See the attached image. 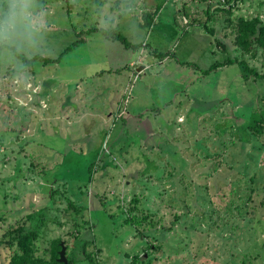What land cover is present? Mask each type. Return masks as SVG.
I'll return each instance as SVG.
<instances>
[{"label": "rangeland", "instance_id": "rangeland-1", "mask_svg": "<svg viewBox=\"0 0 264 264\" xmlns=\"http://www.w3.org/2000/svg\"><path fill=\"white\" fill-rule=\"evenodd\" d=\"M38 5L45 27L37 47L0 49V239L32 214L38 255L48 260L51 242L61 238L77 264H92L86 254L96 264H132L137 255L139 264H264V131L248 128L255 120L264 125V78L222 66L247 61L264 74V50L244 54L233 35L237 17L264 21V0ZM158 6L153 26L143 27V15ZM93 27L144 46L134 52L88 32ZM16 52L61 59L29 67ZM147 64L151 71L140 75ZM44 80L49 96L40 101ZM77 83L86 101L67 102ZM141 113L150 117L151 138ZM46 188L56 191L52 200ZM137 216L148 217L145 229L127 222ZM151 220L165 226L152 232L159 241L141 234ZM8 257L0 246V264Z\"/></svg>", "mask_w": 264, "mask_h": 264}, {"label": "trees", "instance_id": "trees-1", "mask_svg": "<svg viewBox=\"0 0 264 264\" xmlns=\"http://www.w3.org/2000/svg\"><path fill=\"white\" fill-rule=\"evenodd\" d=\"M162 9V6H158L156 8V11L153 13H145L142 17L143 19V27L146 28H151L154 24V20L156 15L160 12ZM228 14H232V9H225L222 8L220 9ZM230 24H232L234 21L231 19L228 20ZM233 35L235 36L234 38V44L235 46H238L244 54H251L253 52H257L259 50H264V21L262 20L260 15H256L254 17L247 18L245 16H240L237 17L236 22L233 23ZM210 33L215 34L216 29H208ZM101 32L103 35L116 39L120 42H122L127 49H133L134 52L138 50V48L143 47V44H140L139 46L133 45L132 43L128 42L124 37L116 33L115 31H108L105 29H99L98 27H93L90 31L88 32ZM80 40H77V43H79ZM75 43V44H77ZM5 46H0V49ZM71 48H68L64 51L63 55L67 53ZM17 55L20 56V58L23 60L27 66H32L33 62L35 61H41L44 62L45 64H52L58 63V61L61 59H48L44 58L42 56H34L33 58L29 59L25 57L24 55L17 53ZM254 55V53H253ZM163 57V56H162ZM166 57V56H165ZM232 65V64H238L242 70L243 77L248 79V78H253V77H263L264 74H260L257 69L252 68L247 61H238V60H229L225 62V64H222V66L225 65ZM219 68L218 64H214L211 68H209L207 71H205V74L211 73L213 70ZM38 94V93H37ZM37 99V95L35 96ZM36 101L33 102V104ZM32 104V103H31ZM249 130L254 133L257 136L263 135L264 131V125L261 121H253L250 126L248 127ZM51 188V187H50ZM46 188L48 190V196L52 200L56 194V191H52V189ZM51 191V192H50ZM121 202V201H120ZM138 203L137 200L133 201V204ZM70 206L71 209H74L75 212L79 214L80 210L79 207H75V204L70 201ZM122 208V205L120 203L119 205ZM78 209V210H77ZM34 218V216L28 215L25 217V219H22L15 225L9 226L8 230L5 232L4 236L2 239H0V246L5 247L10 254V257H8V264H63L59 263V252L61 251V242L63 240L61 238L55 239L51 242V258L48 260L40 255H38V247H37V242L40 239V229L39 228H34L31 226H28V223ZM40 221L43 224H46V218L45 215H40L39 216ZM148 217H143L142 219L140 217H132L130 218L127 222H134L135 224H138V226L143 227L144 226V220H147ZM151 220V229L147 228V231H143L141 234L142 236H153L155 240H161L160 237L152 235V232H157L158 228L156 226L158 223L152 222ZM178 220L174 221L172 224L175 225V223ZM77 230H79V224L76 223ZM155 227V228H153ZM163 223L161 224L160 228L164 229ZM145 229V226L143 227ZM159 228V229H160ZM76 230V231H77ZM161 231V230H160ZM78 232V231H77ZM167 230L164 232L161 231V237H166L168 233ZM80 234L77 235L79 237ZM65 242V241H64ZM67 244V243H66ZM87 242L82 246L83 253L86 254V245ZM66 246V245H65ZM149 249H156L158 250L159 247H156L154 245H149L147 247V250ZM86 258L90 261L92 264L95 263V259L92 258L91 255L86 254ZM143 261V257L140 255H137L134 257V261L132 264H139ZM68 264H77L76 261H73L72 259H68Z\"/></svg>", "mask_w": 264, "mask_h": 264}, {"label": "clouds", "instance_id": "clouds-1", "mask_svg": "<svg viewBox=\"0 0 264 264\" xmlns=\"http://www.w3.org/2000/svg\"><path fill=\"white\" fill-rule=\"evenodd\" d=\"M38 0H0V46L36 48L45 27Z\"/></svg>", "mask_w": 264, "mask_h": 264}, {"label": "crops", "instance_id": "crops-1", "mask_svg": "<svg viewBox=\"0 0 264 264\" xmlns=\"http://www.w3.org/2000/svg\"><path fill=\"white\" fill-rule=\"evenodd\" d=\"M99 28V27H98ZM99 29H103V28H99ZM146 46V45H145ZM142 58H139V60H138V62H135V61H132L130 64H129V72H130V74L132 73V71L131 70H135L137 67H136V65L139 63V61H142L141 60ZM168 59H170V57H166V58H164V62L166 61V60H168ZM153 64V63H152ZM163 65V64H162ZM135 66V67H134ZM151 64H147V66H145V69L143 70L144 72H150L151 71ZM143 71H140V72H138L140 75H141V73L143 72ZM99 74V73H98ZM46 83V81L44 80V81H42V86H43V89H41V85H40V89H39V93L38 94H36L37 95V98H38V96H39V100L41 101V100H47V98L46 97H48L49 96V93L48 92H46L45 90H44V84ZM71 83H76V82H71L70 81V83H69V85L71 84ZM60 84H62V82L60 83ZM68 85V86H69ZM80 87H81V85L79 84V83H77V85H76V88L74 89V90H69V92L68 93H66V100H67V102H68V100L71 98V99H76L79 95H80V99H83V100H85L86 101V98H87V94L86 95H81V93L79 92L80 91ZM67 88H69V87H67ZM76 90V91H75ZM121 90V89H120ZM110 91V90H109ZM94 96L96 95V92L93 94ZM91 98V97H90ZM66 102V103H67ZM65 103V105H67ZM117 103H119V101L117 102ZM72 104L73 103H71L69 106L70 107H68L69 109L72 107ZM38 105H40V104H38ZM65 108H63L62 110H64ZM144 114L143 113H141L138 117H140L139 118V121H140V125L142 124L143 125V127H144V131L146 132V130L145 129H149V132L147 133L146 132V135L148 136V137H152L153 136V134H151V135H149L150 134V131H151V129H152V127L150 126V124H151V122L149 123V125L148 126H146V124H147V121L149 122L150 121V117H148L147 119H146V121L143 119L144 118V116H143ZM152 115V114H151ZM110 116L111 117H113V113L111 112L110 114H109V118H110ZM147 117V116H146ZM145 117V118H146ZM111 120V119H110ZM113 121V120H112ZM109 122V121H108ZM150 137V138H151Z\"/></svg>", "mask_w": 264, "mask_h": 264}, {"label": "water", "instance_id": "water-1", "mask_svg": "<svg viewBox=\"0 0 264 264\" xmlns=\"http://www.w3.org/2000/svg\"><path fill=\"white\" fill-rule=\"evenodd\" d=\"M145 69L144 66L140 67L138 69V72L140 71H143ZM61 251L59 252V259H58V262L59 263H63V264H68V259H67V256H66V246L64 244V242H61Z\"/></svg>", "mask_w": 264, "mask_h": 264}]
</instances>
